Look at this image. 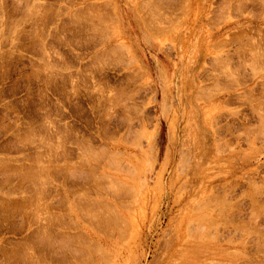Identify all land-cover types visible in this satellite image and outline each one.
Here are the masks:
<instances>
[{
  "label": "rangeland",
  "instance_id": "1",
  "mask_svg": "<svg viewBox=\"0 0 264 264\" xmlns=\"http://www.w3.org/2000/svg\"><path fill=\"white\" fill-rule=\"evenodd\" d=\"M114 1L0 0V264H264V0Z\"/></svg>",
  "mask_w": 264,
  "mask_h": 264
},
{
  "label": "crops",
  "instance_id": "2",
  "mask_svg": "<svg viewBox=\"0 0 264 264\" xmlns=\"http://www.w3.org/2000/svg\"><path fill=\"white\" fill-rule=\"evenodd\" d=\"M114 4L116 5V6H119V11H120V14H119V16H118V20L123 24V26L125 27V29H124V37L126 38V41H127V44L129 45L130 44V49H133L134 50V52H136V53H139V51H136L135 49H140V47H139V41L143 38V34L142 33H140V35H137L136 37H139V39H138V41H137V39L135 40V38H134V36H133V34L135 35V33L136 32H134L133 30H135L134 28H132V25L130 24L131 22L130 21H127L126 20V16L124 15V12H125V8H123L122 6H121V1L120 0H115L114 1ZM133 15H134V18H135V20H136V17H135V13H133ZM132 32V33H131ZM140 37H141V39H140ZM137 41V42H136ZM139 55V54H138ZM138 57H140V56H138ZM143 61V60H142ZM165 62L166 63H169V64H174V62H176V60H171L170 58H167L166 60H165ZM158 61H156L155 60V69L153 70V71H155L157 68H159L158 67ZM160 66V65H159ZM162 66V65H161ZM160 66V67H161ZM150 67V65H149V63L146 61V71L148 72V75H149V70H148V68ZM151 68V67H150ZM152 71V70H151ZM153 71H152V73H153ZM150 78H151V76H149ZM174 77V76H173ZM172 77V78H173ZM153 81H154V79H153V77L151 78ZM174 79V78H173Z\"/></svg>",
  "mask_w": 264,
  "mask_h": 264
},
{
  "label": "bare ground",
  "instance_id": "3",
  "mask_svg": "<svg viewBox=\"0 0 264 264\" xmlns=\"http://www.w3.org/2000/svg\"><path fill=\"white\" fill-rule=\"evenodd\" d=\"M166 84H169V82L167 81V83ZM202 99H203V97H202ZM166 101H167V98L166 97H163V102H162V105H161V108H163L164 106H165V103H166ZM191 115V114H190ZM194 116H197V115H194ZM129 117V116H128ZM195 119V118H194ZM214 121V120H213ZM189 123V122H188ZM197 123V122H196ZM200 124V123H199ZM147 126V125H146ZM195 126V125H194ZM134 130V129H133ZM193 130V129H192ZM195 131V130H194ZM200 131V130H199ZM128 132V131H127ZM130 132V131H129ZM133 133V132H132ZM201 133V132H200ZM139 134V133H138ZM201 135V134H200ZM140 136V135H139ZM194 136V135H193ZM121 139V138H120ZM126 139V138H125ZM137 139V138H136ZM135 139V140H136ZM194 139V138H193ZM114 140V139H113ZM195 140V139H194ZM201 140V139H200ZM126 141V140H125ZM132 141V140H131ZM127 143V142H126ZM130 143V142H129ZM103 152V151H102ZM105 153V152H104ZM104 155V154H103ZM106 158V157H105ZM118 159V158H117ZM115 161V160H114ZM36 162V161H35ZM119 162V161H118ZM118 165V164H117ZM110 166V165H109ZM33 170V169H32ZM126 172V171H125ZM17 173V172H16ZM39 173V172H38ZM108 175V174H107ZM27 177V176H26ZM106 177V176H105ZM104 177V178H105ZM37 180V179H36ZM43 181V180H42ZM105 181V180H104ZM111 181V180H110ZM111 183V182H110ZM119 183V182H118ZM117 183V184H118ZM113 184V183H112ZM116 184V183H115ZM111 185V184H110ZM118 187V186H117ZM130 187V186H129ZM112 189V188H111ZM113 190V189H112ZM122 190V189H121ZM106 192V191H105ZM39 196V195H38ZM43 200V199H42ZM36 203V202H35ZM39 203V202H38ZM198 203V202H197ZM16 205V204H15ZM206 208V207H205ZM196 210V209H195ZM101 212V211H100ZM112 212V211H111ZM111 212H110V214H111ZM263 212V211H262ZM98 214V213H97ZM99 215V214H98ZM101 216V215H100ZM99 216V217H100ZM103 216V215H102ZM112 216V215H111ZM256 216V215H255ZM95 217H97V216H95ZM98 217V218H99ZM105 217V216H104ZM107 217V216H106ZM109 217V216H108ZM108 217H107V219H108ZM53 218V217H52ZM114 218H115V216H114ZM94 219V218H93ZM96 219V218H95ZM106 219V220H107ZM116 219V218H115ZM57 220V219H56ZM100 220V219H99ZM102 220V219H101ZM105 220V219H104ZM104 220H103V222H104ZM114 220V219H113ZM49 221V220H48ZM117 221V220H116ZM95 222V221H94ZM107 222V221H106ZM95 224H97V222L95 223ZM44 229V228H43ZM38 236V235H37ZM44 236V235H43ZM46 236V235H45ZM46 238V237H45ZM92 243H93V241H92ZM65 244V243H64ZM99 244H97V246H98ZM99 247V246H98ZM99 248H101V247H99ZM101 250V249H100ZM102 251V250H101ZM106 251V250H105ZM32 253V252H31ZM82 253V252H81ZM104 253V252H103ZM102 254V253H101ZM86 256V255H85ZM107 256V255H106ZM104 257V256H103ZM102 258V257H101ZM82 259V258H81ZM106 259V258H105ZM95 261V260H94ZM46 262V261H45ZM106 262H108L107 260H106ZM43 263V262H42ZM93 263V262H92ZM216 263V262H215ZM217 264V263H216Z\"/></svg>",
  "mask_w": 264,
  "mask_h": 264
}]
</instances>
